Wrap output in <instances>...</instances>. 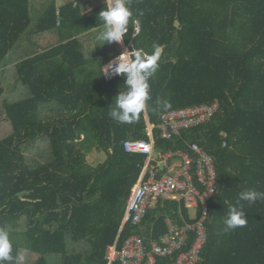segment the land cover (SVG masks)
Segmentation results:
<instances>
[{
	"label": "trees",
	"instance_id": "obj_1",
	"mask_svg": "<svg viewBox=\"0 0 264 264\" xmlns=\"http://www.w3.org/2000/svg\"><path fill=\"white\" fill-rule=\"evenodd\" d=\"M44 1L39 11L33 0H0V229L9 233L13 256L32 264H110L109 247L121 249L131 236L149 243L168 233V219L195 223L199 213L191 219L183 204L161 201L141 225H123L148 161L125 143L149 141L151 125L156 152L197 143L216 161L219 193L200 264H264V199L241 202L247 224L223 231L240 192H264V0H129L138 23L130 21L126 41L140 24L134 47L141 54L162 48L151 99L132 123L109 115L124 80L107 81L102 68L119 54L117 44L92 54L83 42L100 28L106 3L83 14L79 0L61 7ZM216 101L212 121L161 138L163 114ZM93 151L105 161L91 165ZM194 238L190 233L186 250ZM68 244L86 248L69 253Z\"/></svg>",
	"mask_w": 264,
	"mask_h": 264
},
{
	"label": "built area",
	"instance_id": "obj_2",
	"mask_svg": "<svg viewBox=\"0 0 264 264\" xmlns=\"http://www.w3.org/2000/svg\"><path fill=\"white\" fill-rule=\"evenodd\" d=\"M141 32V25L136 24L131 40L129 42L125 40L122 45H117L119 54L125 49L132 51L135 48L133 39ZM117 77L118 75L111 73L104 76L107 81ZM219 111L218 101L169 111L161 117L159 125L161 138L173 140L180 137L183 132L209 123ZM153 130L154 127L149 125L147 129L149 141L125 143L127 152L146 155L148 161L143 175L128 198L123 225H141L148 212L156 209L161 201L183 204L186 209L195 213L192 219H195L198 213L200 218L193 224L185 223L183 227L168 219L166 221L168 233L160 240L148 243L140 235L131 236L121 249L116 245L109 247L107 258L110 264L117 261L121 264H157L158 259L169 258H174L170 264H200L203 249L208 241L206 225L210 204L219 193L216 161L197 143L166 154L156 152ZM170 162H175V165L174 170L168 172ZM158 163L167 169L166 174L159 176ZM190 233L194 234L195 238L191 247L186 250L190 242Z\"/></svg>",
	"mask_w": 264,
	"mask_h": 264
},
{
	"label": "clouds",
	"instance_id": "obj_3",
	"mask_svg": "<svg viewBox=\"0 0 264 264\" xmlns=\"http://www.w3.org/2000/svg\"><path fill=\"white\" fill-rule=\"evenodd\" d=\"M139 15H143L140 12ZM134 13L129 6V0H106L105 7L98 14L100 30L96 41L103 46L113 43L122 45L129 36V23H138L133 19ZM162 48L153 45L150 54H141L134 48L132 51L125 49L103 68L104 76L109 73L121 76L124 80L123 89L113 98L109 107L111 119L119 123H132L136 121L146 109L150 97V78L158 69V61L161 57ZM165 106L167 103L165 102ZM264 199V192L255 189H246L239 193L237 204L228 209L223 220L225 233L234 231L238 227L247 224L244 204L255 203ZM13 245L7 230L0 229V264H22L24 257L17 254L13 256Z\"/></svg>",
	"mask_w": 264,
	"mask_h": 264
},
{
	"label": "crops",
	"instance_id": "obj_4",
	"mask_svg": "<svg viewBox=\"0 0 264 264\" xmlns=\"http://www.w3.org/2000/svg\"><path fill=\"white\" fill-rule=\"evenodd\" d=\"M37 1V2H36ZM71 1H76V0H71ZM69 2V1H68ZM78 2V4H79V6H80V8H81V10H82V13L83 14H87V13H89V12H91V11H93L95 8H97L100 4H104V3H106V0H79V1H77ZM109 2H110V0H109ZM64 4H62V5H58V3H57V6L58 7H61V6H63ZM32 6H34L35 8H38L39 10H41V8H42V4H41V2H40V0H33V4H32ZM36 12V11H35ZM37 13V12H36ZM99 30H100V28H98V29H94V30H92L91 32H89L88 34H85L84 36H85V39L83 40V42L85 43V45H86V47H88V51L89 52H91L92 54H95L96 53V51L98 50V48L101 46L97 41H96V36L98 35V32H99ZM44 40L47 42V41H49V42H53V41H55L54 40V38H51V36H44ZM41 49V48H40ZM24 52V51H23ZM40 52H43V50L41 49L40 50ZM12 54H15V52L13 53L12 52ZM107 63H109V62H107ZM106 63V64H107ZM105 64V65H106ZM104 65V66H105ZM103 66V67H104ZM103 69V68H102ZM153 134V133H152ZM149 137V136H148ZM159 165H158V167H159V170L160 171H164L165 170V168H162V166L160 165V163H158ZM174 165H175V162H171L170 163V168L168 169V172L169 171H172V170H174ZM195 213L193 212V211H189V215H190V217H193V215H194ZM192 219V218H191ZM74 247V246H73ZM76 250L77 249H85V246L84 245H77L76 247Z\"/></svg>",
	"mask_w": 264,
	"mask_h": 264
},
{
	"label": "rangeland",
	"instance_id": "obj_5",
	"mask_svg": "<svg viewBox=\"0 0 264 264\" xmlns=\"http://www.w3.org/2000/svg\"><path fill=\"white\" fill-rule=\"evenodd\" d=\"M68 1H71V0H56V2L58 3V5H62V4H65L67 3ZM37 2V1H36ZM45 3H48L49 0H45L44 1ZM40 11V10H39ZM32 17L33 19L36 21V19L38 18V13H36L34 10H33V14H32ZM10 83H11V76L9 75L8 77V81H7V87L10 86ZM1 126V125H0ZM1 134V133H0ZM106 154L105 153H101V152H97V151H93L92 153H90L88 155V162L91 164V165H98L100 163H103L106 159ZM82 245V244H81ZM85 245V244H84ZM74 247L71 245V244H68V251L69 253H73V252H81L82 249H78L76 250L75 248L73 249ZM86 248V247H85ZM73 249V250H72ZM24 257V260L22 261V264H32V260H30V258H27L26 255L23 256Z\"/></svg>",
	"mask_w": 264,
	"mask_h": 264
}]
</instances>
